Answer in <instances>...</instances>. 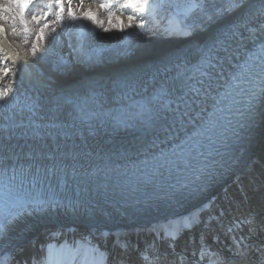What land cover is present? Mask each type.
Returning a JSON list of instances; mask_svg holds the SVG:
<instances>
[{
  "label": "bare ground",
  "instance_id": "obj_1",
  "mask_svg": "<svg viewBox=\"0 0 264 264\" xmlns=\"http://www.w3.org/2000/svg\"><path fill=\"white\" fill-rule=\"evenodd\" d=\"M126 3L31 0L23 8L16 0H0V69H11L7 75L0 72V88L10 86L0 99V168L20 156L19 164L26 161L31 151L38 155L44 151L42 145L64 151L67 155L58 153L54 161L72 165L98 160L124 166L164 152L201 125L242 59L264 41V0H149L144 11L124 7ZM89 10L95 19L88 18ZM243 18L247 20L242 22ZM141 24L149 29L143 30ZM186 72L187 79L173 86V79ZM170 82L171 91L163 90ZM152 93L159 94L143 105L151 110L150 124L132 125V133L124 136L81 129L67 133L50 125L29 132L36 124L17 132L21 127L16 120L21 118L59 119L58 101L78 97L95 110L142 101ZM166 103L170 105L165 107ZM244 136L206 193L197 191L190 202L150 216L148 228L146 220L108 226L100 216L85 213L12 218L0 227V264H125L148 242L161 239L167 224L184 223L224 190L232 193L234 204H243L246 194L264 197V192L253 190L255 179L264 174V100L255 125ZM112 138L118 143L110 147ZM109 151L120 153L107 159L109 155H99ZM239 219H251L246 209L238 210L226 229L214 231L220 233L219 239L207 235L200 242H180L172 250L184 263L197 252L208 254L212 247L217 250L202 260L210 255L225 258L223 249L230 246L232 235L225 230ZM254 227L264 228V220Z\"/></svg>",
  "mask_w": 264,
  "mask_h": 264
},
{
  "label": "snow or ice",
  "instance_id": "obj_2",
  "mask_svg": "<svg viewBox=\"0 0 264 264\" xmlns=\"http://www.w3.org/2000/svg\"><path fill=\"white\" fill-rule=\"evenodd\" d=\"M16 2L21 7L26 8L31 3V0H16ZM148 4H149V0H127V3L124 5V7L136 8L137 6H139V10L140 11H144L145 7L148 6ZM101 7H108V5L107 4H102ZM59 10H60V12L64 11L63 4H60ZM69 14L72 15L73 18H75L73 13H72L71 7H69ZM86 15L90 19H95V17L91 15L90 10H89L88 13H86ZM131 20H132V17H129V21L130 22H131ZM32 54L33 55L36 54L35 46L32 49ZM10 71H11V69H8V68L0 69V72H2L4 75H7ZM9 87L0 88V99H3V98H5L8 95ZM0 227H2V226H0Z\"/></svg>",
  "mask_w": 264,
  "mask_h": 264
},
{
  "label": "rangeland",
  "instance_id": "obj_3",
  "mask_svg": "<svg viewBox=\"0 0 264 264\" xmlns=\"http://www.w3.org/2000/svg\"><path fill=\"white\" fill-rule=\"evenodd\" d=\"M201 5H203V4H201ZM108 10V9H107ZM111 10H114L113 8H111ZM245 20H247L246 18H243L241 21L242 22H244ZM149 24H151V23H148V25ZM142 26H141V28L143 29V30H145V31H147L148 29H149V27L148 26H146V25H143V24H141ZM153 27H155V26H153ZM81 58L83 59V60H94L92 57H90V56H81ZM109 58H111V59H113V57L112 56H109ZM95 61H93V63H94ZM101 72H103V71H100V73ZM118 72H121V71H119L118 70ZM164 88H166V86L164 87ZM168 91H171V90H168ZM152 98H155V97H152ZM81 99V98H80ZM70 100V99H69ZM58 103V102H57ZM86 106V104L84 105V107ZM88 108H90V107H88ZM90 109H92V108H90ZM16 119H19V118H16ZM21 119H25V118H21ZM56 119H58V118H56ZM55 119V120H56ZM32 121H34V120H36V122H44L43 120H38V119H31ZM187 121V120H186ZM128 140V139H127ZM128 141H130V139L128 140ZM123 142H125L126 143V141H123ZM136 142V141H135ZM26 145V144H25ZM110 147L111 146H113L112 144L111 145H109ZM43 147V148H42ZM49 147V145H42V146H40L39 148L41 149V150H44V151H38V153L39 152H49L50 150H47V148ZM109 148V147H108ZM108 149H106V151H107ZM97 152H99L98 150H96ZM96 151H93L92 153H91V155H94V152H96ZM35 152V151H34ZM33 151H31V153L30 154H28L30 157L31 156H36V153H34ZM54 152V151H53ZM115 152V151H114ZM58 153H61V155H63V156H66L67 154L64 152V151H61V152H58ZM57 152H55V153H52L51 155H49V156H46L45 154H47V153H44V156L43 155H40V154H43V153H40L39 155H40V157H39V159H38V161L39 162H42L43 160H46L47 158H49V159H47V161H54V159L55 158H58L59 157V154H58ZM119 153H120V151H118V153L116 154V156L118 155L119 156ZM69 154V153H68ZM74 155V154H73ZM72 154L69 156L70 158H72V156H73ZM26 156V155H25ZM24 155H23V157H25ZM55 156V157H54ZM51 157H52V159H51ZM78 157H80V155H78ZM109 157H113V156H107L106 157V159L107 158H109ZM20 158H22V156H20L16 161H14V164L16 163V164H19V159ZM40 159H43V160H40ZM21 162V161H20ZM22 162H24V161H22ZM55 162V161H54ZM259 227V226H258ZM258 227H256V228H258Z\"/></svg>",
  "mask_w": 264,
  "mask_h": 264
}]
</instances>
